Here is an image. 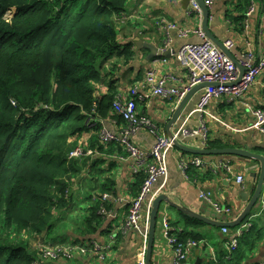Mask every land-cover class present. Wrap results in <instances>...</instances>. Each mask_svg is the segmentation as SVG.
<instances>
[{"label":"trees","instance_id":"obj_1","mask_svg":"<svg viewBox=\"0 0 264 264\" xmlns=\"http://www.w3.org/2000/svg\"><path fill=\"white\" fill-rule=\"evenodd\" d=\"M127 2L0 0V264H39L45 259L30 243L66 244L73 234L77 238L71 243L84 244L102 226L100 209L107 204L102 194L115 193V158L127 152L119 143L104 144L99 130L108 122L120 128L126 122L112 107L119 94L116 79L106 82L101 95L96 91L107 75L106 62L132 59V43L117 41V19ZM250 2L234 0L233 9L224 13L237 31ZM85 131L92 133L82 139ZM227 146L209 137L205 143L209 149ZM76 148L90 154L70 158ZM145 178L143 172L134 175L131 198ZM84 179L92 186L82 187L79 195ZM182 215L180 226L170 222L179 228L176 235L201 240L198 229L205 223ZM263 234L264 223L251 219L230 252L224 246L227 237L222 240L217 264H243ZM80 255L92 254L74 257Z\"/></svg>","mask_w":264,"mask_h":264},{"label":"crops","instance_id":"obj_2","mask_svg":"<svg viewBox=\"0 0 264 264\" xmlns=\"http://www.w3.org/2000/svg\"><path fill=\"white\" fill-rule=\"evenodd\" d=\"M182 1L128 0L123 15L117 19V41L119 44L132 43L133 56L127 64H123L118 58H112L105 63L104 69L107 75H105L104 81L97 85L96 94L98 96L104 93L106 82L111 79H116L119 94L126 93V90L131 86L143 80L146 70L153 68L157 76L165 74L175 76V81H172L174 85H181L186 81V71L176 61L174 52L182 44L197 42L199 39L195 35L181 37L174 31L169 47L165 48V36L163 35L165 23L174 22L179 27H193L196 24L193 17L186 15ZM233 7L234 0H214L212 6H210V30L221 41L231 39L234 42L230 51L236 59L241 58V52L248 46L246 45L247 42L250 43L251 46L249 47L253 49L254 53L258 55L264 50V9H261L260 5L257 7L255 4L254 12L248 19V27L245 28L242 21V26L237 31L235 25L224 17L225 11L232 10ZM259 30L261 31L258 32ZM146 43L152 44L158 49H171L170 56L146 60V56L149 54L148 48L144 46ZM172 50H174L173 53ZM162 58L166 61L159 62ZM116 61H118V67L110 71V65L116 63ZM201 91L202 89H199L188 99L182 114L176 123L172 125L171 131L181 125L186 117V126L194 127L198 125L199 114L196 112L190 114V112L195 108ZM141 93L148 94V97L137 101V111L148 115L159 131L166 134L167 123L178 103H173L172 100H162L151 95L147 87L141 89ZM245 104L255 110H264V71L257 76L254 83L243 93L241 98L230 100L226 95H221L210 102L207 108L209 117L205 116L208 137L228 143L229 146L227 147L247 149L264 157V134L257 129L248 128L256 118ZM105 125L110 129L120 128L112 125L111 122L105 123ZM230 127L241 130L236 131ZM91 133V131L83 132L82 139H86ZM133 140L139 146L151 148L154 143V135L143 128L133 137ZM190 145L197 146V144L191 142ZM181 152L175 147L169 151L166 157L167 175L159 178L153 185L155 190L158 191L159 189L157 196L166 195L170 201L188 207L197 213H202L209 218L234 220L252 195L254 174L260 169L259 161L236 155L202 156L205 162L202 167H190L189 172L184 173L177 164ZM106 163L104 162L102 165L106 166ZM225 163H228L231 172L226 171L224 168ZM112 173L115 177V193H111L109 199L102 198V201L107 203L101 206V209L105 210V213L102 214V226L96 233L89 236L93 238L91 240L100 244L108 242L111 237L113 238L112 249L106 253L105 260L101 262L92 255H80L69 260L62 258L45 259L44 262L42 261L39 264H136L142 245L144 229L142 232L134 230L121 232L117 230L125 220L127 202L131 198L128 190L129 185L134 180V175L130 173L129 161L117 160V166H114ZM239 174L244 177L242 183L236 182V175ZM91 186V181L84 179L80 184L78 194H83L82 187L90 188ZM202 191L210 192L214 203L229 206L230 212L228 214L216 212L212 203L199 197ZM262 194L264 199V183L260 195ZM161 212L151 264H170L172 260L171 249L162 234V217H166L169 222H179L178 226L182 224L183 215L177 209L164 205ZM248 218L250 220L257 219L259 225L264 223V207L262 208L261 201L252 209ZM228 229V235L231 236L234 230L232 228ZM198 230L202 233L203 238L196 240L200 242L189 254L188 264H208L211 253H216L217 248L222 246V240L228 236L221 232V227H213L208 224L199 227ZM75 238H77L76 235L68 234L65 241L71 243L76 240ZM50 241L54 242L44 243H63V241ZM262 260H264V234L258 242V246L247 256L243 264H260Z\"/></svg>","mask_w":264,"mask_h":264},{"label":"built area","instance_id":"obj_3","mask_svg":"<svg viewBox=\"0 0 264 264\" xmlns=\"http://www.w3.org/2000/svg\"><path fill=\"white\" fill-rule=\"evenodd\" d=\"M214 0H204L205 4L210 7ZM255 4L257 7L260 5L264 9V4L261 0H251L250 5L245 11V18L243 25L245 28L249 25V17L254 12ZM186 15L193 17L196 24L193 27H179L174 22L165 23L164 25V45L165 48L169 47L172 41V32H176L178 36L187 37L195 35L199 40L197 42H186L182 44L174 56L180 67L186 71L187 79L181 85H174L175 76L165 74L157 76L155 69H148L144 72L143 80L131 86L126 93L118 94L113 102V111L120 115L126 122V125L118 129H110L102 126L99 130L100 139L104 144L116 142L122 145L123 149L127 152L126 157L117 156L115 159L129 161V170L132 175L139 172L146 174V178L140 188L137 196L130 198L127 202V213L123 224L117 228L121 232L127 230H134L143 232V240L141 249L138 253L136 264H145V254L148 239V225L149 216L152 207V202L157 196L158 191L153 188L154 183L167 175V162L166 157L171 149L174 148L172 140L163 132H160L155 123L149 118L148 115L139 113L136 109L135 99L142 100L148 97V94L141 93V89L147 87L149 93L162 100L178 103L185 93L193 86L199 83L210 84L202 88L200 97L191 113H198V125L194 127L186 126L187 117L183 119L181 125L172 130V135L178 141H184L187 145L191 143L197 144L196 147H205L208 138V127L206 124L205 116L209 117L207 111L210 102L219 98L221 95H226L230 100H237L241 98L243 93L252 85L257 78L264 71V50L256 55L248 45L243 52L241 58L238 59L239 63L245 68L244 74L239 83L230 85L238 75V69L233 61L225 55L210 39H208L201 28L202 11L196 0H189L188 7L185 11ZM211 14L209 15V19ZM264 20V18H263ZM223 45L227 49H231L234 42L231 39H226ZM165 62V59H160L159 62ZM246 107L252 111L256 120L248 127L259 130L264 134V110L252 109L251 106L245 104ZM217 120L216 118H214ZM143 128H146L152 135H154V143L151 148H144L139 146L133 137ZM239 131L241 129H234ZM246 129V128H244ZM243 129V130H244ZM197 141V142H196ZM194 147V146H192ZM82 154H90V151L85 152L81 148H76L69 153L70 158H77ZM177 164L180 169L187 173L190 167H202L205 162L200 155H191L181 152ZM226 171L231 172L228 163L224 164ZM236 182L242 183L244 177L242 174L236 175ZM260 197L262 208L264 207V199ZM199 197L212 203L216 212L228 214L230 207L226 205H218L214 203L211 198L210 192L202 191ZM103 199H109L110 194L103 193ZM100 213L104 214L105 210L100 209ZM250 218L241 222L234 229V232L229 236L228 227H221V232L227 236L224 243L228 252L234 249L238 244V239L242 232L250 226ZM162 234L170 247L172 252V260L170 264H188L187 259L193 248L200 242L194 239L181 240L176 232L179 230L173 227L166 217L161 219ZM113 245V238L104 244H100L94 240L88 243H42L40 246L41 256L43 259H70L77 254L89 253L97 256L99 260L105 258L106 253L111 251ZM210 262L217 264L215 252L211 253ZM32 264H37L33 262ZM264 264V260L260 262Z\"/></svg>","mask_w":264,"mask_h":264},{"label":"water","instance_id":"obj_4","mask_svg":"<svg viewBox=\"0 0 264 264\" xmlns=\"http://www.w3.org/2000/svg\"><path fill=\"white\" fill-rule=\"evenodd\" d=\"M201 8L202 11V20H201V28L205 33L206 37L210 39L225 55H227L235 64L238 69L237 78L229 83L230 85H235L240 82L242 75L244 74L245 68L239 63L238 59L234 57L229 49H227L223 42L215 37V35L210 30L209 26V15L210 7H208L204 0H196ZM189 4V0H183L182 5L186 10ZM146 48L149 50V54L146 56V60L156 59V57H169L171 49H158V47L152 44H144ZM174 50H172V53ZM210 84L206 83H199L192 88H190L183 98L178 102L176 107L174 108L173 113L170 116V119L167 123L166 127V135L172 140L173 146L183 153H188L191 155H200V156H209V155H236L240 157H245L248 159H253L259 161L260 169L259 171L254 174L253 178V185H252V195L247 201L246 205L244 206L243 210L239 213V215L232 221H228L226 219H214L209 218L202 213H197L192 211L188 207L178 205L169 200L166 195H158L154 198L152 202V207L149 216V225H148V239H147V248L145 254V264H151V256L153 251V246L155 242V233H156V226L158 217L162 214V209H160L161 204L163 203L165 206L169 208H175L180 211L182 214L187 215L191 218L197 219L205 224H208L213 227H228L233 228L243 222L245 219L248 218L250 212L258 203H260L261 191L263 188L264 183V157L260 154L251 152L247 149L239 148V147H223V148H206V147H192L187 145L185 142L178 141L175 139L171 132V127L173 124L176 123L180 115L182 114L183 108L185 107L188 99L192 96L193 93L198 91L199 89L204 88ZM246 200V198H244ZM196 264V263H195Z\"/></svg>","mask_w":264,"mask_h":264},{"label":"rangeland","instance_id":"obj_5","mask_svg":"<svg viewBox=\"0 0 264 264\" xmlns=\"http://www.w3.org/2000/svg\"><path fill=\"white\" fill-rule=\"evenodd\" d=\"M11 11H8L6 14H5V16L6 17H9V16H11ZM261 30H259L258 32H260ZM164 206V204L162 203L161 204V207H160V209H162V207ZM126 213H127V211H126ZM160 217V216H159ZM159 217H158V220H157V226H156V231H157V229L159 230V227H158V223H159ZM155 237H156V233H155ZM34 242V241H33ZM42 244V240H40V239H38L37 241H35L34 243H30V246L31 247H36L37 249H40L41 248V245Z\"/></svg>","mask_w":264,"mask_h":264},{"label":"clouds","instance_id":"obj_6","mask_svg":"<svg viewBox=\"0 0 264 264\" xmlns=\"http://www.w3.org/2000/svg\"><path fill=\"white\" fill-rule=\"evenodd\" d=\"M247 219H249V218H247ZM245 220H246V219H245ZM245 220H244V221H245Z\"/></svg>","mask_w":264,"mask_h":264}]
</instances>
